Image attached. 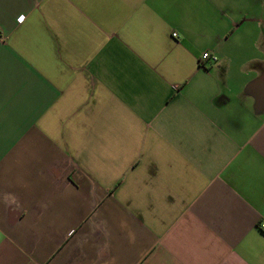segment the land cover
I'll return each mask as SVG.
<instances>
[{
	"label": "crops",
	"instance_id": "obj_1",
	"mask_svg": "<svg viewBox=\"0 0 264 264\" xmlns=\"http://www.w3.org/2000/svg\"><path fill=\"white\" fill-rule=\"evenodd\" d=\"M261 223L264 0H0V264H264Z\"/></svg>",
	"mask_w": 264,
	"mask_h": 264
},
{
	"label": "built area",
	"instance_id": "obj_2",
	"mask_svg": "<svg viewBox=\"0 0 264 264\" xmlns=\"http://www.w3.org/2000/svg\"><path fill=\"white\" fill-rule=\"evenodd\" d=\"M173 36L176 37V34H174ZM206 61H211V62L217 63L218 62V56L213 55L210 52H205V53H203V55H202V57L200 59V65L201 66L204 65V63ZM260 228L262 230H264V223H261Z\"/></svg>",
	"mask_w": 264,
	"mask_h": 264
}]
</instances>
